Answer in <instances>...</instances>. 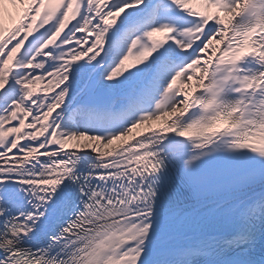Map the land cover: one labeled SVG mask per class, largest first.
I'll return each instance as SVG.
<instances>
[{"label": "snow or ice", "instance_id": "1", "mask_svg": "<svg viewBox=\"0 0 264 264\" xmlns=\"http://www.w3.org/2000/svg\"><path fill=\"white\" fill-rule=\"evenodd\" d=\"M0 264H264V0H0Z\"/></svg>", "mask_w": 264, "mask_h": 264}, {"label": "bare ground", "instance_id": "2", "mask_svg": "<svg viewBox=\"0 0 264 264\" xmlns=\"http://www.w3.org/2000/svg\"><path fill=\"white\" fill-rule=\"evenodd\" d=\"M41 87L38 86V89H40ZM159 126V122H153L151 124V127H157ZM148 126H141L140 129H137V130H134V133L135 134L136 132H140V131H144ZM120 142H114V145L113 146H110V147H117L119 145Z\"/></svg>", "mask_w": 264, "mask_h": 264}]
</instances>
